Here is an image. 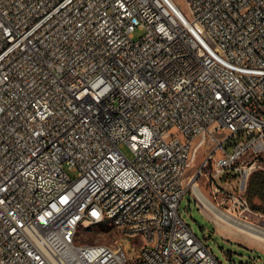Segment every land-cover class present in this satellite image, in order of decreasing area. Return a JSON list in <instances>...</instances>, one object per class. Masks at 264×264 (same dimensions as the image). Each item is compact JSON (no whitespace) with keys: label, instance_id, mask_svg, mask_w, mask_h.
I'll list each match as a JSON object with an SVG mask.
<instances>
[{"label":"built area","instance_id":"built-area-1","mask_svg":"<svg viewBox=\"0 0 264 264\" xmlns=\"http://www.w3.org/2000/svg\"><path fill=\"white\" fill-rule=\"evenodd\" d=\"M184 1L0 0V264H220L178 207L215 228L197 184L251 211L264 0ZM98 225L118 236L84 243Z\"/></svg>","mask_w":264,"mask_h":264},{"label":"rangeland","instance_id":"rangeland-1","mask_svg":"<svg viewBox=\"0 0 264 264\" xmlns=\"http://www.w3.org/2000/svg\"><path fill=\"white\" fill-rule=\"evenodd\" d=\"M173 1L183 12H185L186 4L184 0ZM142 34L143 31L136 29L133 32V40H137ZM226 134H228V131H225V135ZM222 136L223 135L221 134H217L216 137L221 139ZM238 140L240 139L237 136L230 138L225 142V147L230 150L231 146L229 144ZM120 149L128 158H131V154L125 145H121ZM210 149L209 146H204L202 148L196 162L192 165L193 169L199 165L200 161H202ZM192 172L193 171L191 170L189 174ZM68 174L71 177L75 176L74 173L70 171H68ZM230 182V186L226 187L223 178H218L215 184L219 188H223L228 192H234L237 187V180L232 178ZM202 190L208 197L212 198L208 188L202 187ZM190 193L191 190L188 189L181 199L178 207V214L191 228L192 232L208 247L220 264H264V250H262L264 249V241L258 240L242 231L229 227L209 212L207 214L213 218L215 223L214 228ZM217 200H220V197H217ZM223 206L224 208H230L232 207V203L225 201ZM250 210L251 211H242L241 209H238L236 213L246 215L247 220L264 227V216H260L258 214L259 212L254 211L253 209ZM260 214L264 215L262 213ZM80 234L82 241L87 244L110 243L118 236L116 230L108 225L81 227Z\"/></svg>","mask_w":264,"mask_h":264},{"label":"bare ground","instance_id":"bare-ground-1","mask_svg":"<svg viewBox=\"0 0 264 264\" xmlns=\"http://www.w3.org/2000/svg\"><path fill=\"white\" fill-rule=\"evenodd\" d=\"M192 191L197 195L200 204L205 210L211 212L217 219L227 224L229 227L242 231L258 240L264 241V227H261L253 222L242 219L232 212L225 211L219 208L197 185L191 186Z\"/></svg>","mask_w":264,"mask_h":264},{"label":"trees","instance_id":"trees-1","mask_svg":"<svg viewBox=\"0 0 264 264\" xmlns=\"http://www.w3.org/2000/svg\"><path fill=\"white\" fill-rule=\"evenodd\" d=\"M246 198L251 209L264 214V170H255L250 174Z\"/></svg>","mask_w":264,"mask_h":264},{"label":"crops","instance_id":"crops-1","mask_svg":"<svg viewBox=\"0 0 264 264\" xmlns=\"http://www.w3.org/2000/svg\"><path fill=\"white\" fill-rule=\"evenodd\" d=\"M260 216H264V215H261L260 213H258ZM262 250H264V249H262Z\"/></svg>","mask_w":264,"mask_h":264}]
</instances>
